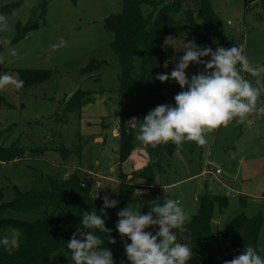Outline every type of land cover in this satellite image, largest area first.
Returning a JSON list of instances; mask_svg holds the SVG:
<instances>
[{
  "label": "rangeland",
  "instance_id": "1",
  "mask_svg": "<svg viewBox=\"0 0 264 264\" xmlns=\"http://www.w3.org/2000/svg\"><path fill=\"white\" fill-rule=\"evenodd\" d=\"M209 1L226 38L213 49L217 46L228 49L230 43L243 45L250 63L264 64L263 7L255 4L244 8L242 0ZM43 4L44 0H0V16L6 21V27L0 29V57L5 60L0 65V73L18 79L19 69L50 72L46 80L22 90L13 86L0 90L5 100L0 107V148L25 149V157L0 161V203L12 198L13 186L26 191L38 186L46 174L63 178L77 171L82 176L84 166H91L96 168L94 175L89 176L91 184L98 180L112 198L125 199L128 205L139 203L144 213L150 210L149 202L162 203L169 197L179 201L188 221L198 210L203 191L227 196V206L221 213L214 205L210 223L209 242L216 264L230 260L231 244L223 235L228 221L240 213L252 216L260 212L263 220L256 247L264 251V117L253 113L243 124L234 120L207 132V143L203 146L191 141L180 146L174 144L171 154L166 150L163 153V171L152 168L151 172L142 174L149 160L143 145L135 139L139 126L131 121L135 118L139 123L143 117L136 116L127 122L133 130V148L125 161L120 162L117 156L119 68L109 46L113 35L105 29L104 20L120 10V0H48ZM187 6L193 7L190 1L183 0V8ZM150 9L143 6L145 13ZM194 16L196 23H200L196 12ZM29 25L35 27L26 31ZM187 31L182 12L171 14L165 41L173 45V54L164 64V74L170 73L183 55V42H191ZM22 32L25 34L14 40L15 35ZM61 38L65 42L63 46H60ZM10 49L16 50V56L10 55ZM92 58L104 59L109 65L81 73V68ZM203 70L202 65L193 64L187 74L191 76ZM242 75L255 84V77L248 73ZM79 89L93 91L92 99L79 111L63 114V102ZM180 91L177 82L165 81L163 104L174 105L173 97ZM263 97L264 94L258 106L262 105ZM58 145L67 150L65 158L55 151ZM43 147L47 150L42 154L32 153L35 148ZM109 168H112L111 173ZM121 180L131 182L132 193L119 192L117 186ZM150 187L156 192L150 191ZM112 188L117 190L114 196ZM68 212L71 211L67 207L60 206L7 209L0 214L34 220ZM115 251V264L121 261L128 264L127 258L120 259L124 255L122 240ZM70 255L64 253L60 260L53 258L50 264H72Z\"/></svg>",
  "mask_w": 264,
  "mask_h": 264
},
{
  "label": "trees",
  "instance_id": "2",
  "mask_svg": "<svg viewBox=\"0 0 264 264\" xmlns=\"http://www.w3.org/2000/svg\"><path fill=\"white\" fill-rule=\"evenodd\" d=\"M47 1L44 0L43 6ZM188 1L192 3L193 7L183 8V0H120V10L110 13L104 20L105 29L113 35L109 46L119 68L116 92L119 99L117 156L120 162L127 159L133 148V130L131 125H127V122L136 116L144 118L150 110L158 105H163L164 82L157 80L156 76L164 74V64L170 60L173 54V45L165 41L170 15L182 12L188 24L187 36L191 37V42H195L201 47L208 46L213 49L216 44L226 41L220 19L212 10L210 1ZM242 1L244 8L259 4L264 9V0ZM145 5L151 8L146 13L143 11ZM195 12L200 18V23H196L194 19ZM33 27L35 26L29 25L26 31ZM24 34L25 32L17 33L14 40L21 38ZM231 47H233V43H230L228 49ZM108 65L109 63L104 59L92 58L81 68L80 72L100 70ZM18 73V80L24 81L22 89L42 82L50 75L48 70L41 69H19ZM92 93L91 90L82 89L73 92L63 102L62 113L79 111L84 103L92 99ZM3 104H5V100L0 93V107ZM262 105H264V101H262ZM54 149L63 158L68 154L61 145ZM46 150L47 148L44 147L35 148L32 153L42 154ZM143 150L149 160V164L141 171L145 175V172H151L152 168L163 171L161 166L163 153L166 150L171 154L174 151V144L168 142L155 148L143 146ZM24 152V148L15 146L0 148V161L25 157ZM43 179L44 181H42ZM42 180L39 182L40 186L26 191L13 186L12 198L0 203V211L65 206L71 212L53 214L34 220L0 214V235H4L12 228L18 229L21 233L18 250L9 254L0 248V264H50L53 258L60 260L64 253L71 254L67 248V242L76 232L77 227H82L80 215L84 211H90L93 207L99 212L102 207L100 196H103L105 192L99 191L98 197L94 200L95 193L91 191L90 184L82 186L77 171H73L66 178L46 174ZM117 188L122 194L133 192L131 182L121 180ZM149 190L156 192L153 187H150ZM239 200L240 204H243L241 199ZM127 205L125 199H120L115 209L105 210L107 213L105 227L112 229L107 238L104 233L96 230L104 240L103 247L110 248L112 252L116 247H119V240H121L119 233L115 230V223L118 219L116 213ZM214 205L221 213L227 206V196H215L203 191L198 210L186 221V231L182 234L178 233V242L188 243L193 249V257L188 264H216L209 242ZM262 220V214L258 212L252 216L240 213L228 221L224 227L223 235L229 239L231 244L230 260L239 255L245 246L256 247ZM148 230L152 231L153 229ZM109 239H114L115 243L108 242ZM124 240L130 243L126 237ZM125 258L126 256L122 255L120 259L124 260ZM128 264H130L129 261Z\"/></svg>",
  "mask_w": 264,
  "mask_h": 264
},
{
  "label": "clouds",
  "instance_id": "3",
  "mask_svg": "<svg viewBox=\"0 0 264 264\" xmlns=\"http://www.w3.org/2000/svg\"><path fill=\"white\" fill-rule=\"evenodd\" d=\"M5 27V18L0 16V29ZM64 43L61 38L60 46ZM182 51L183 55L170 73L156 76L160 82L173 80L178 83L181 91L173 97L175 104L158 105L141 122L136 123L135 118L131 121L139 126L135 139L143 146L155 148L168 142L180 146L189 141L203 146L207 143V132L234 120L243 124L253 113L264 117V105L258 106V100L264 94V64L250 63L243 45H234L230 49L217 46L213 50L195 42H183ZM16 54L15 49H10L11 56ZM205 57L209 59H202ZM4 63V58L0 57V65ZM193 64L202 65L204 70L189 76L187 70ZM242 73L255 77V84ZM8 86L20 90L24 81L0 73V90ZM98 190L94 200L99 195ZM112 190L114 196L117 190ZM138 192L140 197L141 192ZM100 199L99 212L95 207L84 211L80 215L82 227H77L67 242L72 264H115L112 250L103 247L104 240L96 230L108 237L112 229L105 227V210L115 209L119 201L107 193ZM141 207L139 203L129 204L116 213L115 230L123 241L127 261L130 264H188L193 257L192 246L177 239L178 233L186 231L187 220L179 201L167 197L162 203L149 202L147 213L142 212ZM150 228L153 230L149 231ZM20 236L18 229H10L0 235V248L12 254L20 247ZM125 237L130 243L124 240ZM108 242L115 243V240ZM223 264H264V251L247 245L239 255Z\"/></svg>",
  "mask_w": 264,
  "mask_h": 264
},
{
  "label": "built area",
  "instance_id": "4",
  "mask_svg": "<svg viewBox=\"0 0 264 264\" xmlns=\"http://www.w3.org/2000/svg\"><path fill=\"white\" fill-rule=\"evenodd\" d=\"M227 23H229V21H227ZM109 171H112V168H110ZM215 172H216V173H219V170L216 169ZM87 174H88V177H80V184H81L82 186H84V185H86L87 183H89L90 186H91V191L93 192V190H92L93 187H95V188L99 187V186H100V182H99L98 180L95 179V180H93V184H91V181L89 182L88 179H90L89 176L94 175V173H93V171L88 170V171H87ZM65 175H67V174H65ZM68 176H69V175H68ZM63 178H66V177H63ZM97 182H98V183H97ZM96 183H97V184H96ZM95 184H96V185H95Z\"/></svg>",
  "mask_w": 264,
  "mask_h": 264
},
{
  "label": "crops",
  "instance_id": "5",
  "mask_svg": "<svg viewBox=\"0 0 264 264\" xmlns=\"http://www.w3.org/2000/svg\"><path fill=\"white\" fill-rule=\"evenodd\" d=\"M113 134L115 135V132H113ZM116 136H117V134H116ZM99 137V136H98ZM97 139V138H96ZM98 141H101V138L99 139H97ZM103 140V139H102ZM125 161V160H124ZM83 165V164H82ZM84 166V165H83ZM84 169H85V172L84 173H82V176L80 175V177H84V176H88V174H87V171L88 170H90V171H96V168H94V167H91V166H89V167H86V166H84ZM110 169V168H109ZM108 172L109 173H111L112 171H109L108 170ZM64 174H67V173H64ZM83 174H84V176H83ZM87 174V175H86ZM89 180V179H88ZM89 182H90V180H89ZM102 183L100 182V186L99 187H97V188H95V187H93L94 189H96V190H98L99 188H102ZM99 191H104L105 193H106V191L104 190V188L103 189H99ZM98 191V192H99ZM108 194V193H107Z\"/></svg>",
  "mask_w": 264,
  "mask_h": 264
}]
</instances>
